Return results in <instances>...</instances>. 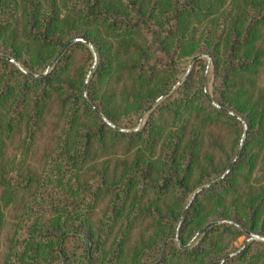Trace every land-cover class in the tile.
I'll return each instance as SVG.
<instances>
[{
    "label": "trees",
    "instance_id": "obj_1",
    "mask_svg": "<svg viewBox=\"0 0 264 264\" xmlns=\"http://www.w3.org/2000/svg\"><path fill=\"white\" fill-rule=\"evenodd\" d=\"M16 16L27 42L14 40L10 26ZM77 23L101 26L106 34L137 33L146 53L137 49L126 67L143 88L123 95L124 104L117 108L114 95L97 88L109 75L110 58L102 59L85 86L88 69L68 73L73 51L38 78L15 69L18 83L0 89V264H121L127 239L142 222L151 233L134 246L125 264H220L245 235L242 228L264 236V187L254 192L246 185L243 202L241 186L243 172L251 173L259 157L264 162V0H0V43L10 45L18 58L34 43V71L48 61L42 58L45 48L54 56L75 35L93 44L89 31H76ZM172 42L184 60L183 72L195 56L211 58L214 95L203 83L207 60L198 59L175 95L152 110L141 129L124 132L137 127L147 107L181 78L171 69V59L160 63L154 57L167 54ZM72 48L92 61L82 43ZM50 104L60 133L40 158L41 170L22 167L18 157L34 144ZM191 118L201 120L190 126ZM239 118L247 132L230 172L197 193L184 211L195 188L222 175L211 170V155L204 154L200 163L202 132L210 126L230 130L238 145ZM169 119L174 128L168 130ZM19 132L24 135L15 146L21 153H9L6 138L12 141ZM117 148L122 149L119 157H106ZM230 163L229 158L226 167ZM13 203L20 213L4 235V210ZM209 220L229 222L208 224L184 248ZM223 264H264V243H249Z\"/></svg>",
    "mask_w": 264,
    "mask_h": 264
},
{
    "label": "rangeland",
    "instance_id": "obj_2",
    "mask_svg": "<svg viewBox=\"0 0 264 264\" xmlns=\"http://www.w3.org/2000/svg\"><path fill=\"white\" fill-rule=\"evenodd\" d=\"M146 1V0H145ZM59 4L61 3L60 1L58 2ZM61 5V4H60ZM17 16L15 17V20L13 22V24H11L10 28L12 29L11 32H14L15 35V39L17 42L19 41V43L22 42H27L26 40L23 39L22 34H20L21 32V20L19 19L17 22ZM17 22V23H16ZM16 24V25H15ZM76 25V24H75ZM77 29L76 31L79 30H87L89 31V34L87 35L89 37V39L93 42L92 47H88L87 45L83 44L88 51H90V53L92 54V61L89 60V56L87 55V53L85 51H83L82 49H74L72 48L74 44L76 43H81V42H76L72 45H70L67 49H65L66 45L71 41H69L62 49H60L59 53H57L56 55L53 56V53L48 50L47 48L42 50V58H45L47 61V63H45L43 66H35V69H37L38 71H34L33 69L30 68L31 64V57L33 55L34 51H37V46L34 43H31V45L28 47V51L26 52V50H23V53L21 54V57L18 58L15 53L13 52L12 48L10 47V45H6L5 43H0V59L6 60L8 62V64H1L0 63V78L2 80L1 85H0V89H5L8 85H13L15 83H18L19 81V77L20 74L17 75V72L15 69L19 70L22 74L29 76L30 78H38V77H32L30 76L32 75H41V74H48L50 71H52V69H54L58 64H63L64 61H62L61 63H59L61 61V59H64V55L68 52H72L73 51V57L71 58L72 60L69 59V75L70 77L73 76L74 72L76 71V69H78L80 72H85L88 69V73L86 74V80H85V86L86 84L89 83L90 79H91V75L92 73L97 69V67H99L102 59L106 58H110V61H112V65L110 67L109 70V75L104 78L100 83H98L97 88L98 91L102 94V93H106L105 91H108V93H112L114 95V99H113V103H115V105L117 106V108H121V105L123 106L124 102L123 101V95L126 96L127 94H133L137 91L142 90V88L140 89L139 85L136 84L134 82V80L132 79V77L127 73V64L129 65V63H131L134 60L135 57V52L138 49V51H143L146 53V51H144L143 46L140 44L139 42V38L137 37V33H131L129 35H121V34H106L103 30V28L101 26H93V27H89L87 24H80L77 23L76 25ZM83 28V29H82ZM199 29V27H198ZM78 33H82V32H78ZM263 36H264V28H263ZM75 38H79V35H75L73 39ZM167 54H162L160 52H158L154 57H159L160 61H163L164 63H167L170 59L173 61V66H171V69H175L176 72L179 74L181 72V78L171 87L170 90H168L166 93H169L166 97L163 98V96L166 94H162L161 96H159L158 98H156V100L150 104L147 109L144 111V113H142V117L140 120V123L137 127L129 129V128H124L123 131L124 132H129L131 130L136 131L138 129H141L144 125V123L146 122V120L148 119V117L152 114V110H154L159 104H161L162 102H164L168 97L175 95L174 93L176 92V90L185 82L188 74L191 72V69L193 68V65L195 64V61L193 62V59H191L188 63V65L186 66V68H184V72H183V62L184 60H181V58H179V56H177L174 52V44L172 42V44L170 46L167 47ZM150 56H152L153 52H149ZM203 57L200 58V60L205 59L207 60L206 63V72L204 74V80L203 83L206 84L208 86V91H209V95H214V91H213V86L214 83H216V79L212 73L213 70V66H212V60L211 58L206 55V54H200ZM197 55V56H200ZM53 56V58H52ZM196 57V56H195ZM7 58H11L13 60H15L16 63H13L11 61H9ZM29 61V62H28ZM161 63V62H160ZM182 67V68H181ZM44 68V69H43ZM69 78H66L68 81L70 80ZM161 79L164 78V76L160 77ZM159 80V79H158ZM206 95H208V93H206ZM84 97L86 98L87 101H89L88 99V92L87 89L84 88ZM209 97V96H208ZM51 105V104H50ZM118 109V110H119ZM9 113L7 115H14V111L11 109L8 111ZM55 113L56 110L55 108H53V105H51L50 107L45 108L44 110V122H43V127L41 128V130L36 134V139L34 144L30 147L29 150L23 151L22 153L20 151H17L15 144L21 140V137L23 134V132H19L17 135H14L13 140L11 141L8 137L6 138V144H8V150L9 153H21L20 157H18V161L19 164L24 167V166H32L35 168V170H41V160L40 158L42 157V155L46 154L48 151H50L52 149V142H51V138H53V136H57L60 133V129L55 127ZM232 113V112H231ZM6 117V112L3 116V118L5 119ZM242 126H243V133L240 137V141L239 144L237 145V140L234 134H232V132L226 129H222V131L218 132L217 128H212L210 126V128H205V130L202 132V137H203V143H202V147L201 150L199 151V155H200V163L203 165L202 162V158H205L206 156L204 154L207 155H211L212 156V165L210 167H214L215 169H212V171L216 172H222L221 177H223V175L228 171L229 166L234 163V161L237 160V157L239 155V152L245 142V138H246V132H247V126L244 122V120L242 118H239ZM201 119L200 118H191L188 121V124L191 126L193 124H196L197 122H199ZM206 124V123H205ZM190 126L188 127V130L190 128ZM165 127H167V129H171L174 128V124L173 121H171L170 119L168 120V123H166ZM211 129V131H210ZM167 130V131H168ZM221 130V129H220ZM166 133V132H165ZM218 133V134H217ZM219 135V137L216 139L215 137ZM216 144H214V143ZM236 143V144H235ZM211 145V146H210ZM234 145V146H233ZM214 146L215 149H211L209 148ZM222 147V150H219L218 148ZM122 149L121 148H117L116 150H112L110 151L106 157H110V156H115L119 157L121 155ZM234 153V154H233ZM156 155L159 154V149L157 150V152L155 153ZM228 154V158H226ZM251 154V153H249ZM261 154H263L261 152ZM38 155H40V157L38 158ZM230 158V165H228V167H226L227 165V160ZM261 157H259L256 160V167L253 169V171L251 173H249L247 175L246 172H243V181L242 183V190L244 191L243 193V197L242 200L243 202L245 201V197L247 196V190L246 185H249L251 187V189L253 188L254 192H259L263 187H264V162H261ZM264 161V160H263ZM100 166V165H98ZM213 177V176H211ZM210 177V178H211ZM207 179V178H206ZM217 179H213L214 181L218 180ZM205 180V179H204ZM213 180H211V182H213ZM210 182V183H211ZM210 183H203L201 184L199 187L195 188L186 198V205L184 206V211L187 209V207L189 206L190 202L192 201L193 197L200 192V189L202 187L208 186ZM0 196H1V191H0ZM2 204V203H1ZM3 206V205H2ZM5 209V208H3ZM5 214H6V219H7V225L5 228V234H9V226L12 223V220L17 217L19 215V205L18 204H12L8 207H6V209L4 210ZM101 206L97 207L95 210V213H97L95 215V219H99L101 218ZM263 218V216L261 217ZM94 220V221H96ZM93 221V224H94ZM183 219H180V225L182 224ZM229 221L227 220H221V221H213V220H209L205 225H203L201 227L200 230H198L195 235L191 238V240L188 242V244L184 247H188L190 246L194 240L199 236V232L203 229H207V225L210 223H217L216 225H221V224H225L228 223ZM147 222H142L139 224V226H137L136 228L133 229V231L131 232V234L129 235L128 239H127V243H126V248H125V256H123L122 260H121V264H125L128 261L127 255H129L134 246L137 245V243H140L139 241H147L149 235H150V229L147 228ZM92 226V224H91ZM244 233L245 231H249L246 228H242ZM251 232V231H250ZM256 235H259L255 232H252ZM178 234V233H177ZM176 234V237L174 238V240L176 242L179 243L178 246H182L178 240V235ZM3 235V236H4ZM79 236H83V234H79ZM261 236V235H259ZM264 237V236H262ZM251 242H260V243H264L261 241H251L250 237L248 235H242L240 237H238L236 239L235 242H233V244L231 245V249L232 251L229 252L226 256H224L221 260H220V264H223L225 261V258L228 257L229 255H231L230 258L235 257L239 252H241L249 243ZM139 245V244H138ZM1 254H4V250L3 248L1 249ZM0 260H1V255H0Z\"/></svg>",
    "mask_w": 264,
    "mask_h": 264
},
{
    "label": "water",
    "instance_id": "obj_3",
    "mask_svg": "<svg viewBox=\"0 0 264 264\" xmlns=\"http://www.w3.org/2000/svg\"><path fill=\"white\" fill-rule=\"evenodd\" d=\"M76 42H81V43L87 45L88 47H92L91 42L88 41L87 39H84V38H75V39H72V40L66 45L65 49H67L70 45H72V44H74V43H76ZM202 57H203L202 55H200V56H196V57L193 59V62L196 61V60H198V59H200V58H202ZM7 59H8L9 61L13 62V63H16L15 60H13V59H11V58H7ZM44 75H45V74H41V75H32V74H31L30 76H32V77H41V76H44ZM168 94H169V93H166V94L163 96V98L166 97ZM96 112H97V114L100 115L104 120H106V118L102 115L101 112H99L98 110H96ZM110 125H112V124H110ZM112 126H113V125H112ZM113 127L116 128V129H118V130H120L119 128H117V127H115V126H113ZM132 131H133V130H131V131H129V132H132ZM231 168H232V165L229 166L228 171L223 175V177H221V178H219L218 180H216V181L210 183V185H213V184L219 182L222 178H224L225 176H227L228 173L230 172ZM205 188H207V186L202 187V188L200 189V191H202V190L205 189ZM216 224H217V223H211V224H209L208 226H212V225H216ZM205 229H206V228H205ZM203 230H204V229H203ZM245 233H246V235H248V236L250 237V240H251V241H261V242H264V237H262V236L256 235V234H254V233H252V232H250V231H245ZM177 243H178V242H177ZM178 244H179V243H178ZM184 248H185V247H184ZM230 257H231V255H229L228 257H226V259H228V258H230Z\"/></svg>",
    "mask_w": 264,
    "mask_h": 264
}]
</instances>
